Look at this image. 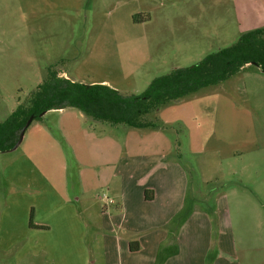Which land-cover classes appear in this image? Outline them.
<instances>
[{"label": "crops", "instance_id": "1", "mask_svg": "<svg viewBox=\"0 0 264 264\" xmlns=\"http://www.w3.org/2000/svg\"><path fill=\"white\" fill-rule=\"evenodd\" d=\"M231 1L236 33L264 25V0ZM97 83L107 85L105 80ZM201 97L190 94L158 107L154 112L163 126L155 129H124V125L92 121L69 107L45 111V120L32 121L24 130L14 162L0 170V175L9 177L7 182L21 188L4 196L3 205L13 204L11 199L18 203L22 195L30 194V222L25 217L15 228L14 222L0 216V237L10 241L25 237L21 257L30 258L29 264H258L264 255V237L253 239L252 255L245 256L242 248L237 255L224 194L205 200L203 209L195 201L184 208V174L176 158L142 182L132 181V170L122 168L121 162L164 158L165 148L174 151L178 129L188 134L190 156L201 180L208 169L214 172L207 177H224L219 169L224 163L213 146L219 140L253 145L251 159L242 162L237 174L244 181L239 187L255 199L248 203L255 234L262 231L264 236V164L258 163L264 144V110L257 118L255 111L236 105L232 119L215 120L203 143L193 145L191 135L197 125L192 107ZM214 134L218 137L211 139ZM206 148L209 154L204 153ZM102 188L109 191L110 200L103 193V200L95 194ZM144 190L151 199L144 198ZM52 197L58 199L56 204L51 203Z\"/></svg>", "mask_w": 264, "mask_h": 264}, {"label": "rangeland", "instance_id": "2", "mask_svg": "<svg viewBox=\"0 0 264 264\" xmlns=\"http://www.w3.org/2000/svg\"><path fill=\"white\" fill-rule=\"evenodd\" d=\"M238 34L234 29L231 0H0V120L14 108L16 97L23 98L42 79L46 66L74 81L105 80L120 93L137 94L153 77L200 60L206 53L232 43ZM208 92L207 96L201 95ZM192 95L203 97L192 107L197 127L191 141L193 145H200L212 122L226 120L225 116L232 119L234 106L250 108L257 118L262 114L264 72L248 64L225 80ZM150 117L157 119L155 112ZM213 136L218 137L214 134L211 139ZM173 139V153L165 148L164 158L121 162L122 168L132 170V181L142 182L155 169L176 158L184 174V179L180 177L184 208L188 209L195 201L203 209L205 200L212 201L224 194L226 217L230 229L236 233V253L239 255L242 248L245 256L252 255L253 239L264 236L262 231L255 234L252 208L248 204L249 199H255L239 187L243 179L238 177L237 169L243 161L251 159L253 145L222 144L219 140L213 146L221 164L224 163L219 167L224 177H207L214 172L208 169L201 180L194 157L190 156L187 132L178 129ZM259 150L258 163L263 165V143ZM1 152L0 170L14 162L19 148ZM204 153L209 154L207 148ZM8 178L0 175V216L6 222H14L17 228L18 222L28 217L30 194L22 195L18 203L14 204L11 199L13 204L3 205L4 196L11 190L21 189L7 182ZM22 190L29 192L27 188ZM102 193L109 200L112 198L105 188L95 191L100 199ZM56 200L52 197L51 203L56 204ZM235 200L239 202L234 204ZM26 242L23 236L11 241L0 237V264H29L30 258L21 257V246ZM263 260L264 255L258 264H264Z\"/></svg>", "mask_w": 264, "mask_h": 264}, {"label": "trees", "instance_id": "3", "mask_svg": "<svg viewBox=\"0 0 264 264\" xmlns=\"http://www.w3.org/2000/svg\"><path fill=\"white\" fill-rule=\"evenodd\" d=\"M248 64L264 72V25L240 32L232 43L192 64L153 77L137 94H123L104 83L74 81L46 66L42 79L23 98L16 97L14 108L0 120V152L13 145L28 117L30 123L39 121L55 108H75L87 119L108 125L161 128L158 119L150 117L158 107L215 85ZM146 192L144 198L151 199ZM30 218L31 212L29 222Z\"/></svg>", "mask_w": 264, "mask_h": 264}, {"label": "water", "instance_id": "4", "mask_svg": "<svg viewBox=\"0 0 264 264\" xmlns=\"http://www.w3.org/2000/svg\"><path fill=\"white\" fill-rule=\"evenodd\" d=\"M42 114V113H41ZM31 121V117H28V119L25 121V123L23 124V126L20 128L19 132H18V135H17V139L16 141L13 143V145L8 148L6 151H10V150H13L14 148H16L18 146V144L20 143L21 139H22V136H23V133H24V130L25 128L28 126V124L30 123Z\"/></svg>", "mask_w": 264, "mask_h": 264}]
</instances>
